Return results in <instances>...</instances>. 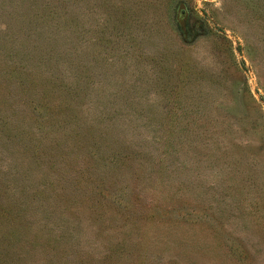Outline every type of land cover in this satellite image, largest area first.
I'll return each instance as SVG.
<instances>
[{"label":"rangeland","instance_id":"1","mask_svg":"<svg viewBox=\"0 0 264 264\" xmlns=\"http://www.w3.org/2000/svg\"><path fill=\"white\" fill-rule=\"evenodd\" d=\"M1 207L0 264H264V0H0Z\"/></svg>","mask_w":264,"mask_h":264},{"label":"trees","instance_id":"2","mask_svg":"<svg viewBox=\"0 0 264 264\" xmlns=\"http://www.w3.org/2000/svg\"><path fill=\"white\" fill-rule=\"evenodd\" d=\"M22 86V85H21ZM55 87L53 86V85H51V87H46V89L44 90V92H43V95H48L49 93H51V92H53V90H55L54 89ZM49 95H51V94H49ZM49 95L47 96V101L49 102V103H45L47 106H49V107H53V109H56V108H61V107H63V106H65L66 105V103H63V104H60V103H55V104H53L52 103V101H50V98H49ZM8 132H9V130H8ZM22 134H27V133H24V132H22ZM13 214L14 213H12L11 212V210L10 209H4V208H0V218H1V220H2V218L4 217V218H6L7 220L8 219H11L12 217H13V219H14V216H13Z\"/></svg>","mask_w":264,"mask_h":264}]
</instances>
